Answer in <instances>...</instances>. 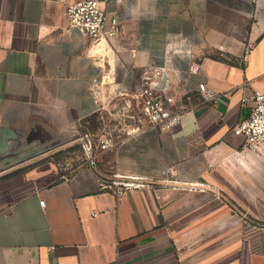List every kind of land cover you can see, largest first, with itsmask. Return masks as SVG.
<instances>
[{"label":"crops","instance_id":"crops-1","mask_svg":"<svg viewBox=\"0 0 264 264\" xmlns=\"http://www.w3.org/2000/svg\"><path fill=\"white\" fill-rule=\"evenodd\" d=\"M79 1L0 0V264H264V144L232 132L264 91V0H107L101 42L69 28ZM153 69L187 107L173 131L143 114ZM86 132L112 140L92 168ZM116 175L149 187L100 189Z\"/></svg>","mask_w":264,"mask_h":264},{"label":"built area","instance_id":"built-area-1","mask_svg":"<svg viewBox=\"0 0 264 264\" xmlns=\"http://www.w3.org/2000/svg\"><path fill=\"white\" fill-rule=\"evenodd\" d=\"M107 0H82L67 7L66 15L69 28L76 29L93 42L112 41L121 34L122 25L117 17H108L103 7ZM253 51V45L245 47V58ZM133 58L136 57V50H131ZM200 66L193 64L190 72H198ZM166 71L153 69L144 72L141 81L142 85L138 91V97L142 102L144 116L148 119L149 125L162 131H173L183 121L187 107L182 99L168 93L169 79ZM166 75V85L162 87L160 82L154 79H161ZM199 91L206 101L217 103V95L214 90L209 89L205 84L199 85ZM245 106L249 108L248 116L233 129V134L244 138V148L256 151L264 144V91H254L245 100ZM82 150L89 167L95 166V149L98 146L101 150H107L112 145L109 137L103 136L95 141L89 132L80 137ZM100 189L122 195L129 190H140L149 187L144 179L133 176L116 175L112 180L97 179ZM45 206V202H40Z\"/></svg>","mask_w":264,"mask_h":264},{"label":"rangeland","instance_id":"rangeland-1","mask_svg":"<svg viewBox=\"0 0 264 264\" xmlns=\"http://www.w3.org/2000/svg\"><path fill=\"white\" fill-rule=\"evenodd\" d=\"M72 150H73L72 151L73 152V156H74V154L77 155L78 157L81 156V149H80L79 146L73 147ZM83 154H84V152H83ZM69 156H70L69 154L64 153V151L62 150L61 152H58L55 157L57 158V160H61L63 162L64 159L66 160ZM244 221H246L247 223L251 222L248 219H244Z\"/></svg>","mask_w":264,"mask_h":264}]
</instances>
